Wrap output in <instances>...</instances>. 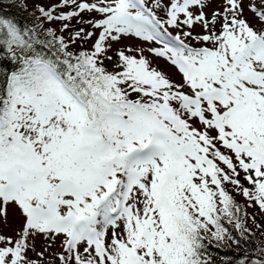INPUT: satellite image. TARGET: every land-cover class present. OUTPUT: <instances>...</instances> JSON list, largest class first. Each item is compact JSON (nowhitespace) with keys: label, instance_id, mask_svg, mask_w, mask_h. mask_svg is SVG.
<instances>
[{"label":"snow or ice","instance_id":"1","mask_svg":"<svg viewBox=\"0 0 264 264\" xmlns=\"http://www.w3.org/2000/svg\"><path fill=\"white\" fill-rule=\"evenodd\" d=\"M209 4H37L43 20L65 22L61 31L76 18L99 30L67 38L0 15V64L14 65L0 73V220L10 208L23 219L15 237L0 234V264H44L28 255L41 234L63 237L60 264H210L205 241L240 244L224 221L247 239L229 186L264 210V0H248L261 27L244 0L210 15ZM133 37L162 44L149 51L181 82L142 48L117 49L109 71L113 42Z\"/></svg>","mask_w":264,"mask_h":264},{"label":"rangeland","instance_id":"2","mask_svg":"<svg viewBox=\"0 0 264 264\" xmlns=\"http://www.w3.org/2000/svg\"><path fill=\"white\" fill-rule=\"evenodd\" d=\"M27 4V11L34 12L35 16H39V12L36 11V5L37 4H43L45 7H48L51 4L59 3V0H24ZM223 4V0H210L209 6L205 9V11L210 15L214 9H221ZM244 7H245V17L252 22L254 26L257 27L258 20L254 18L253 13L248 8V0H244ZM69 8L61 9V11L67 12L69 11ZM158 15H160L162 18L164 17V13L158 11ZM81 18L84 21L87 20H95L101 18L99 14L97 13H88L84 12L81 14ZM76 18L73 19L70 22V27L67 31H61V25L65 22L60 21H54L50 22V27L57 31L60 35H64L65 38L69 36L70 33L74 32L75 30L83 27L86 31H95L97 36L99 34V30L93 29L90 24L87 23H77ZM47 22L46 20H41L40 23L43 24ZM45 25H47L45 23ZM168 30L172 32L173 35L176 34L175 29L169 27ZM189 29L184 28V31H188ZM203 29L197 25L194 29V35L197 33H202ZM96 37H93L92 40H89L87 42L84 41H76L72 45V48H79L80 50L83 49H90L92 43L94 42ZM195 43V42H193ZM162 44L156 43V42H144L141 41L139 38H122L120 42H113L112 48L109 50L108 55L113 56V61L109 62L105 60V66L108 68L109 71L113 68V63L115 62V52L117 49H125V48H133V49H143V54L152 62L154 67H157L158 69L164 71L167 73L172 79L176 80L177 82H181L180 74L177 72L174 66H172L165 58H160L154 56L149 49L152 47H162ZM139 55V53H135ZM241 176H243V173H241ZM245 186L247 185V182L244 181ZM229 190L232 192L235 200L242 204L246 210L247 216H246V226H248L251 231L256 232L260 238L264 241V210L259 209L258 206L251 205V202L247 201V198L243 197L241 194L236 192L229 186ZM254 218V220H253ZM259 225V227L257 226ZM23 226V219L20 216L18 210L15 208H10L8 211L7 216V222H3V220H0V234L15 237L18 233V231ZM62 240L63 237H56L54 240L50 238H46L44 235H37L33 241L35 251H29L28 255L33 259H42L44 261V264H60L58 260V255L63 251L62 248ZM43 252V257H38L37 253Z\"/></svg>","mask_w":264,"mask_h":264},{"label":"trees","instance_id":"3","mask_svg":"<svg viewBox=\"0 0 264 264\" xmlns=\"http://www.w3.org/2000/svg\"><path fill=\"white\" fill-rule=\"evenodd\" d=\"M25 4L26 2L24 0H0V15H6L9 18L15 19L21 22L25 27L41 25L40 21L42 18L40 15L35 16L34 12L27 11V4L26 8L24 7ZM45 23L47 25H45ZM45 23L42 24L44 28L50 27V22L47 21ZM257 27H261V25L257 23ZM57 34L60 35L59 33ZM71 50L78 51L80 49H75L71 46ZM12 68H14L13 64L4 62L3 64H0V73ZM3 82V76L0 75V85H2ZM240 205L242 206L243 212H246L244 206L242 204ZM246 219V217H243V222L245 227L250 229L246 226ZM224 224L225 227L228 228L229 233H231L236 239L240 240V244L237 245L229 240V246H217V242L214 240L211 243L205 241L203 253L210 261V264H240L241 260H245V264H251V261L264 258L259 255V249L264 248V241L256 232L251 231L250 229V232L245 233L247 239H244L240 237L239 230H237L232 224H228L226 221H224ZM246 254L247 259H245Z\"/></svg>","mask_w":264,"mask_h":264}]
</instances>
